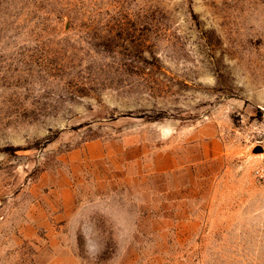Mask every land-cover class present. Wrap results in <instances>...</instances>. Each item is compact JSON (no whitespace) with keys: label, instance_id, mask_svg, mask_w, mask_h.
I'll return each instance as SVG.
<instances>
[{"label":"rangeland","instance_id":"1","mask_svg":"<svg viewBox=\"0 0 264 264\" xmlns=\"http://www.w3.org/2000/svg\"><path fill=\"white\" fill-rule=\"evenodd\" d=\"M263 158L264 0H0V264H264Z\"/></svg>","mask_w":264,"mask_h":264},{"label":"built area","instance_id":"2","mask_svg":"<svg viewBox=\"0 0 264 264\" xmlns=\"http://www.w3.org/2000/svg\"><path fill=\"white\" fill-rule=\"evenodd\" d=\"M254 179L260 186L264 187V158L254 170Z\"/></svg>","mask_w":264,"mask_h":264},{"label":"water","instance_id":"3","mask_svg":"<svg viewBox=\"0 0 264 264\" xmlns=\"http://www.w3.org/2000/svg\"><path fill=\"white\" fill-rule=\"evenodd\" d=\"M254 153H261V150L259 148H255Z\"/></svg>","mask_w":264,"mask_h":264},{"label":"crops","instance_id":"4","mask_svg":"<svg viewBox=\"0 0 264 264\" xmlns=\"http://www.w3.org/2000/svg\"><path fill=\"white\" fill-rule=\"evenodd\" d=\"M196 145H200V143H199V142H196ZM202 145H206V144L203 143ZM207 145H208V144H207Z\"/></svg>","mask_w":264,"mask_h":264}]
</instances>
